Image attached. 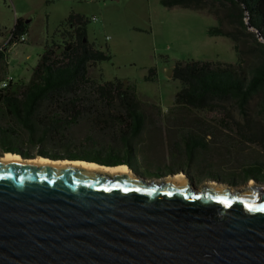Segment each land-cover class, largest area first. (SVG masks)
<instances>
[{
  "label": "water",
  "instance_id": "95a60500",
  "mask_svg": "<svg viewBox=\"0 0 264 264\" xmlns=\"http://www.w3.org/2000/svg\"><path fill=\"white\" fill-rule=\"evenodd\" d=\"M5 153L0 264H264V182L196 186Z\"/></svg>",
  "mask_w": 264,
  "mask_h": 264
},
{
  "label": "rangeland",
  "instance_id": "374dc122",
  "mask_svg": "<svg viewBox=\"0 0 264 264\" xmlns=\"http://www.w3.org/2000/svg\"><path fill=\"white\" fill-rule=\"evenodd\" d=\"M71 13L87 20L88 41L112 55L110 60L91 65L88 74L103 81L121 79L135 88L142 101L156 106L155 114H148L145 128L134 140L131 159L139 174L162 179L184 173L196 186L212 181L242 186L248 181V172L238 169L240 163L264 157L260 144L264 114L259 111L258 98L250 102L244 114L231 100L216 101L211 111L167 112L182 87L178 79L168 76L176 62H236L237 54L229 38L207 34V28L217 22L206 11L164 7L159 0H0V46L7 43L17 19L27 24L25 41L14 39L5 45L7 63L2 66L0 80L11 76L13 82H27L45 45L60 41L58 32ZM239 48L244 52L243 66L248 67L255 59V44L247 38ZM196 124L199 128H195ZM185 126L211 133L206 136V147L196 150L192 158L185 153L176 133ZM238 127L254 134L253 141L233 145L228 136H233L234 142L240 139ZM87 133L79 125L68 134L78 143ZM1 136L0 152L3 144H11L35 158L39 156V145L28 143L25 131L21 130L20 139Z\"/></svg>",
  "mask_w": 264,
  "mask_h": 264
},
{
  "label": "trees",
  "instance_id": "16d2710c",
  "mask_svg": "<svg viewBox=\"0 0 264 264\" xmlns=\"http://www.w3.org/2000/svg\"><path fill=\"white\" fill-rule=\"evenodd\" d=\"M159 2L164 7L179 6L212 14L217 23L207 28V34L229 38L237 54L235 63L176 62L171 78L178 79L182 87L167 112L211 111L216 101L231 100L244 114L250 102L258 98L259 111L264 114V43L257 37L259 34L264 41V0ZM86 22L82 16L69 14L58 32L60 41L45 45L29 80L0 86V136L20 139L23 130L28 143L39 145V156L82 159L110 165L108 167L127 164L137 170L131 159L134 140L145 128L148 114H155L156 106L142 101L135 88L121 79L103 81L101 77L93 78L88 74L91 65L110 60L112 55L88 41ZM26 32L27 24L17 19L12 36ZM247 38L255 44L252 50L256 54L248 67H244V52L239 44ZM5 62L4 51L0 50V72ZM197 124L195 128H199ZM79 125L88 133L77 143L68 133ZM240 128L237 129L240 139L234 142V137L228 136L232 144L237 142L239 146L242 140L252 142L255 135L244 133ZM176 133L190 158L196 150L206 147V136L211 134L210 130L199 133L189 126L178 128ZM262 138L260 144L264 148V135ZM47 144L52 147H45ZM1 150L24 157L34 156L11 144H3ZM240 164L239 171L248 172L246 181L264 182V157H253Z\"/></svg>",
  "mask_w": 264,
  "mask_h": 264
},
{
  "label": "bare ground",
  "instance_id": "6f19581e",
  "mask_svg": "<svg viewBox=\"0 0 264 264\" xmlns=\"http://www.w3.org/2000/svg\"><path fill=\"white\" fill-rule=\"evenodd\" d=\"M5 159L7 158H12V157H20V155H17V154H10V153H5L4 156H3ZM30 160H34V161H37V162H46V161H52L46 157H42V156H38V157H34L33 159H30ZM57 161H68V162H71V163H75V164H78V165H83V166H88V167H91V168H95V169H100V170H103L105 172H113V171H117V170H122V169H128L127 165H118V166H111V167H108V166H104V165H100V164H97V163H94V162H86V161H69V160H57ZM178 175H181V174H178ZM176 175V176H178ZM252 182V181H249V183Z\"/></svg>",
  "mask_w": 264,
  "mask_h": 264
},
{
  "label": "built area",
  "instance_id": "2783aa9c",
  "mask_svg": "<svg viewBox=\"0 0 264 264\" xmlns=\"http://www.w3.org/2000/svg\"><path fill=\"white\" fill-rule=\"evenodd\" d=\"M25 34H26V33H23V34H21L20 36H16V37H13L12 34H11L6 44H9L10 42H13L14 39H17V40H19V41H25V40H26V36H25ZM6 44H5V45H6ZM5 45L0 46V50H1V51H3V49L5 48ZM13 80H14V79H13L11 76H7V77H5V78H3V79L0 80V86H1V87H5V86H7L10 82H13Z\"/></svg>",
  "mask_w": 264,
  "mask_h": 264
},
{
  "label": "flooded vegetation",
  "instance_id": "af4514ba",
  "mask_svg": "<svg viewBox=\"0 0 264 264\" xmlns=\"http://www.w3.org/2000/svg\"><path fill=\"white\" fill-rule=\"evenodd\" d=\"M25 23V22H24ZM1 153V152H0ZM3 153V152H2ZM128 166V165H127ZM129 168H131L133 171L139 173L137 170H135V168L133 166H128Z\"/></svg>",
  "mask_w": 264,
  "mask_h": 264
},
{
  "label": "crops",
  "instance_id": "0c3cea01",
  "mask_svg": "<svg viewBox=\"0 0 264 264\" xmlns=\"http://www.w3.org/2000/svg\"><path fill=\"white\" fill-rule=\"evenodd\" d=\"M4 54H5V59H6V56H7V52H6V47L4 48ZM7 63V62H6Z\"/></svg>",
  "mask_w": 264,
  "mask_h": 264
}]
</instances>
